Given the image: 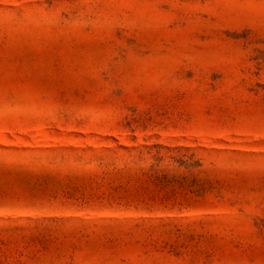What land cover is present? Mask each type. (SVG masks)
Segmentation results:
<instances>
[{"label": "rangeland", "instance_id": "obj_1", "mask_svg": "<svg viewBox=\"0 0 264 264\" xmlns=\"http://www.w3.org/2000/svg\"><path fill=\"white\" fill-rule=\"evenodd\" d=\"M0 264H264V0H0Z\"/></svg>", "mask_w": 264, "mask_h": 264}]
</instances>
